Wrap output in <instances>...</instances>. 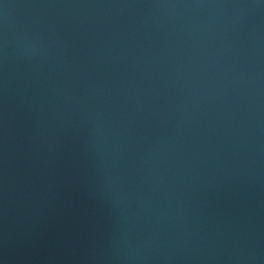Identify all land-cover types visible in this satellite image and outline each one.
Listing matches in <instances>:
<instances>
[{
  "label": "water",
  "instance_id": "95a60500",
  "mask_svg": "<svg viewBox=\"0 0 264 264\" xmlns=\"http://www.w3.org/2000/svg\"><path fill=\"white\" fill-rule=\"evenodd\" d=\"M0 264H264V0H0Z\"/></svg>",
  "mask_w": 264,
  "mask_h": 264
}]
</instances>
